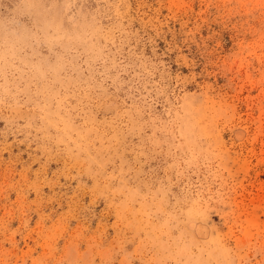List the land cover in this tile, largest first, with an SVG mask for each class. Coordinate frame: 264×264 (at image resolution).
<instances>
[{
	"label": "rangeland",
	"instance_id": "1",
	"mask_svg": "<svg viewBox=\"0 0 264 264\" xmlns=\"http://www.w3.org/2000/svg\"><path fill=\"white\" fill-rule=\"evenodd\" d=\"M0 264H264V0H0Z\"/></svg>",
	"mask_w": 264,
	"mask_h": 264
}]
</instances>
